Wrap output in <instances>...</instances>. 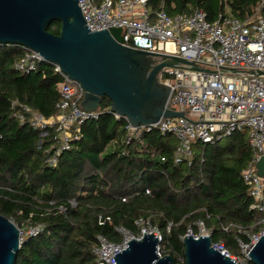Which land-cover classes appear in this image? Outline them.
I'll return each instance as SVG.
<instances>
[{
  "label": "trees",
  "instance_id": "16d2710c",
  "mask_svg": "<svg viewBox=\"0 0 264 264\" xmlns=\"http://www.w3.org/2000/svg\"><path fill=\"white\" fill-rule=\"evenodd\" d=\"M147 3L171 16L199 9L210 22L226 11L241 20L258 7L264 14V0ZM47 30L58 35L60 22H51ZM23 54L19 45L0 44V214L20 229L41 225L42 231L23 239L15 264H95L96 236L118 242L121 235L114 228L136 232L139 217L158 228L161 255L176 263L184 261L183 236L189 227L197 234L198 221L210 231L212 244L220 243L230 254L236 238L246 242V233L259 231L258 214L240 176L252 155L247 131L214 144L195 142L191 159L175 164L173 135L143 132L125 143L126 122L107 112L110 100L103 97V112L84 121L81 138L49 166L46 149L52 135L43 138L16 119L11 102L17 99L45 117L54 115L61 77L49 62L29 73L15 70ZM99 215L110 222L99 224Z\"/></svg>",
  "mask_w": 264,
  "mask_h": 264
},
{
  "label": "built area",
  "instance_id": "2783aa9c",
  "mask_svg": "<svg viewBox=\"0 0 264 264\" xmlns=\"http://www.w3.org/2000/svg\"><path fill=\"white\" fill-rule=\"evenodd\" d=\"M78 4L89 30L120 29L121 45L174 56L196 67L177 63V67H161L156 75L159 84L170 87L166 108L182 111L184 117H161L155 122L132 126L126 117L107 110L114 119L126 122L125 143L137 139L143 132L171 134L177 139L173 161L179 164L182 159H191L195 142L214 144L233 133L247 131L252 155L240 176L252 199L251 209L258 214L260 229L246 233V242L236 238L240 255L230 254L220 243L212 247L236 264H250L246 250L264 235V176L258 175L256 168L264 157V14L258 12V7L252 16L241 20L226 11L210 22L202 10L171 16L162 7L152 10L147 0H78ZM22 48L24 54L14 62L15 70L29 73L48 62L38 52ZM52 65L61 77L57 84L60 95L55 105L57 113L45 117L17 99L12 100L11 106L12 115L21 123H28L43 138L52 135L46 162L54 167L59 155L81 138L83 122L97 118L103 111L83 109L84 91L79 83L68 78L56 64ZM38 144L41 146L40 141ZM97 220L99 224L110 222L103 215ZM195 225L198 233L194 235L189 227L185 235L197 237L205 231L210 236L201 221ZM135 226L136 232L115 227L121 235L118 242L98 234L92 250L95 264H116L113 255L126 248L128 241L141 239L143 233L157 237V255L162 256L158 228L144 217L137 218ZM18 230L21 244L25 237L38 235L42 226Z\"/></svg>",
  "mask_w": 264,
  "mask_h": 264
},
{
  "label": "water",
  "instance_id": "95a60500",
  "mask_svg": "<svg viewBox=\"0 0 264 264\" xmlns=\"http://www.w3.org/2000/svg\"><path fill=\"white\" fill-rule=\"evenodd\" d=\"M53 21L60 22L58 35L47 30ZM118 40L120 29L89 30L78 0H0V44L26 47L56 64L84 91L83 109L96 110L107 97L110 112L126 117L132 126L184 117L182 111L166 108L170 87L159 84L156 75L161 67L177 63L196 67L174 56L123 46ZM256 168L264 176V157ZM157 244L155 235L143 233L113 259L116 264H236L212 247L205 231L182 238L183 263L167 254L158 256ZM19 248L18 227L0 214V264H15ZM246 253L251 264H264V235Z\"/></svg>",
  "mask_w": 264,
  "mask_h": 264
},
{
  "label": "rangeland",
  "instance_id": "374dc122",
  "mask_svg": "<svg viewBox=\"0 0 264 264\" xmlns=\"http://www.w3.org/2000/svg\"><path fill=\"white\" fill-rule=\"evenodd\" d=\"M226 138H223L221 141H223V140H225ZM176 141H177V139H176ZM193 151H196V148L194 149L193 148ZM235 252H233V254L234 255H240V248H239V246H238V244H237V240L235 239Z\"/></svg>",
  "mask_w": 264,
  "mask_h": 264
}]
</instances>
